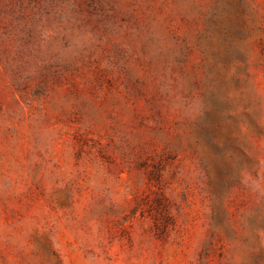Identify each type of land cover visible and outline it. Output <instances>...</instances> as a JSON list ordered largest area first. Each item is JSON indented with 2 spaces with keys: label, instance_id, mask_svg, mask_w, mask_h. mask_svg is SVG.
<instances>
[{
  "label": "rangeland",
  "instance_id": "rangeland-1",
  "mask_svg": "<svg viewBox=\"0 0 264 264\" xmlns=\"http://www.w3.org/2000/svg\"><path fill=\"white\" fill-rule=\"evenodd\" d=\"M0 264H264V0H0Z\"/></svg>",
  "mask_w": 264,
  "mask_h": 264
}]
</instances>
